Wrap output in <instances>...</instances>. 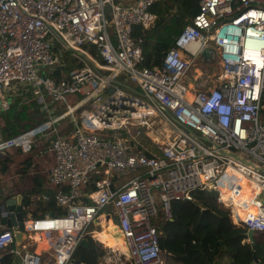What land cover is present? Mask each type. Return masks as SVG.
<instances>
[{
  "label": "built area",
  "instance_id": "2783aa9c",
  "mask_svg": "<svg viewBox=\"0 0 264 264\" xmlns=\"http://www.w3.org/2000/svg\"><path fill=\"white\" fill-rule=\"evenodd\" d=\"M156 1L0 0V109H8L10 94L29 89L49 115L0 139V151L29 153L51 128L56 135L38 154L53 156V187L35 199L65 211L25 217L23 248L13 229L0 230V251L19 254L21 264H73L85 235L97 240L109 220L130 262L165 264L153 220L159 208L171 219V203L191 200L195 190L216 191L233 223L264 233V0H199L161 61L145 65L143 37L132 28L155 26ZM57 42L82 62L59 80L52 76L64 65ZM197 59L217 71L192 76L201 70ZM71 94L80 99L66 110L44 103L48 96L67 104ZM66 118L73 126L59 134ZM97 168L94 190H84ZM225 174L233 185L223 197ZM242 181L253 194L235 202Z\"/></svg>",
  "mask_w": 264,
  "mask_h": 264
},
{
  "label": "trees",
  "instance_id": "16d2710c",
  "mask_svg": "<svg viewBox=\"0 0 264 264\" xmlns=\"http://www.w3.org/2000/svg\"><path fill=\"white\" fill-rule=\"evenodd\" d=\"M199 0H157L151 10L157 13L158 20L149 30L140 26H133L132 35L143 37L142 50L145 65L158 64L164 53L173 45L189 19L198 11ZM91 53L96 55L93 47ZM70 51H63L64 65L52 74L55 80L62 78V72L74 67H81L82 62L73 57ZM25 95L28 104L21 103V96ZM7 110L0 109V138L7 139L40 126L49 119L48 113L42 109V104L36 101L29 89H20L8 97ZM60 111V109H58ZM67 123L60 127L63 122ZM73 124L66 118L58 128L63 134ZM47 139L37 140L36 146H47L56 133L51 129ZM38 139V138H37ZM11 149V148H9ZM15 156L23 154L13 148ZM8 151V149H5ZM4 151V150H3ZM2 152V151H1ZM9 156L11 153L6 152ZM11 160V159H10ZM27 160V159H26ZM29 166V165H28ZM26 168V167H25ZM25 168L21 171L23 173ZM7 169V162L0 168ZM36 187L33 192L24 196L23 204L29 205L31 197L41 193L39 179L35 178ZM93 178L84 186V190H94ZM223 197L227 191L220 185ZM48 191L45 192H50ZM88 202V200H86ZM65 211L58 207L54 200H37L33 217H41L47 213L61 215ZM159 231L158 243L165 259V264H252V248L247 240V228L244 225L233 223L230 211L217 201V192L214 190H195L191 200L173 201L171 203V219H163L155 225ZM101 229H98L100 231ZM86 245H78L73 252V259H80L82 264H106V247L94 239L90 233L85 235ZM257 262L264 264V233L254 234ZM12 255L6 254L0 258V264H11ZM108 264V263H107ZM125 264H133L126 262Z\"/></svg>",
  "mask_w": 264,
  "mask_h": 264
},
{
  "label": "crops",
  "instance_id": "0c3cea01",
  "mask_svg": "<svg viewBox=\"0 0 264 264\" xmlns=\"http://www.w3.org/2000/svg\"><path fill=\"white\" fill-rule=\"evenodd\" d=\"M200 72H202V71L199 69L192 70L191 74H192V76H194V74L199 75ZM20 99H22V98H20ZM20 102L28 104L29 100H21ZM44 103H45V105H48L49 108H53L54 111H59L58 110L59 107L53 106L52 102H50V100H47L46 97L44 99ZM12 149L13 148L8 149L7 152L12 153L13 152ZM25 154H27V153H25ZM22 155H24V153ZM20 156L21 155H19L17 157V160H16L17 166L19 169V172H16L19 175L18 177H16L17 179L19 178L18 181L16 182V180H15L16 178H11L10 174L7 173L9 171V167L5 171H3V174L0 176V178H3V180H4V182H3L4 186L2 187L1 194H0V203L4 202L8 198L16 197L17 195H21V198H22L21 204L23 206V211L25 212V215L28 218V217L34 216L33 209H35V207H36L37 199H35V195H33L31 197L32 201L29 203V205H25V204H23V200H24L23 198L25 195L29 194V192L31 193V192H33V190H35V187L37 185L35 178L39 179L40 184H41L40 188L42 189V192L40 194H43L45 191H48L49 189H51L53 187L50 184L49 179H48L49 169L51 168V166L53 164V156L48 151H46L42 155L38 154L39 161H38V163L36 162L37 164L36 163L34 164L32 157L29 158V156H26V157L19 158ZM11 164H13V162H11ZM9 166H10V164H9ZM24 168H25V171L23 173H21V171ZM12 179L15 180L14 186L11 184ZM37 194L39 195V193H37ZM239 212H242V211L239 209ZM236 213H237V211H236ZM2 218H3V216H1V214H0V230L3 228H6L2 223ZM105 223H107V225H108V223L110 224V226L114 230V232H112L114 235H119L117 230H116V227H115L113 220H109L108 222H105ZM98 229H100V228H98ZM100 231H98V232H100ZM98 232L95 234V237L98 234ZM40 235L41 234L38 233L34 237L40 238ZM21 238H23V235L21 236ZM28 241H29V238L25 242L28 243ZM23 245H22V248H23ZM104 247H106V246H104ZM106 249H107L106 256L104 258V262L106 264L109 263V261L112 257H113V259L120 261V259L117 256V251L124 254V255L127 254L125 245H124V251L114 250V249L109 248V247H106ZM6 254H7V251L1 252L0 258Z\"/></svg>",
  "mask_w": 264,
  "mask_h": 264
},
{
  "label": "rangeland",
  "instance_id": "374dc122",
  "mask_svg": "<svg viewBox=\"0 0 264 264\" xmlns=\"http://www.w3.org/2000/svg\"><path fill=\"white\" fill-rule=\"evenodd\" d=\"M56 45H57V47H58L59 50H63V48L61 47L60 43L57 42ZM68 54L70 55L71 54V51ZM196 67L197 68H200L202 70V73H204L205 75L211 74V73H215L217 71L216 68L213 65L206 64L201 59H197L196 60ZM198 81H199V79H192V78H187V80H186V82H191L193 85L196 82H198ZM21 98H22L21 100H28L25 95H22ZM46 99L47 100H50V102H51V99L48 96H46ZM79 99H80V97L78 95L71 94V95H69V101H68L67 104H63V103H60V102H54L53 101L52 102V105L55 106V107H59L60 111H63V110H66L67 109V105H70L71 106V105L75 104ZM87 108H89L88 105H87ZM66 123H67V121L63 122L60 127H63ZM42 148H44V147L43 146H36V147L33 148V150L31 152H29L27 154L22 155V154H19L18 153L17 155L18 156L21 155L19 158L26 157V156H29V158L32 157L33 162L35 164L36 162L38 163V161H39L38 152ZM12 151L14 152V149H12ZM6 152H7V150H4L2 152L0 151V168L2 167V165L4 163V159H5V162H7V168L9 167V171L7 173L10 174L11 178H16V177L19 176L16 173V172H19V169H18V166H17V161H16L18 156H15V154H13V152L11 153V155L7 156L6 155ZM11 162H13V164H11ZM9 164H10V166H9ZM137 172H139V170H137ZM2 174H3V172L0 171V176ZM100 174H101V168H97L96 170L91 171L90 177L94 178V177H96V176H98ZM18 179L17 178L15 179L16 182L18 181ZM15 180H13V179L11 180V184L13 186L15 185ZM3 182H4L3 178H0V194H1L2 187L4 186V183ZM161 220H162V213H161V209L159 208L158 214L155 216V218L153 220V224L154 225H158ZM113 222H114V224H116L115 220H113ZM111 232H114V230L112 229ZM115 237H121L122 238L121 235H115ZM98 242H100V241H98ZM0 253H1V251H0ZM117 256L120 259V261H117L116 259H113V257H112L110 259V261H109L108 264H125L126 262H130V260L127 258L126 255H124V254H122V253H120L118 251H117ZM163 257H164L163 259H165L164 254H163ZM46 258L49 259L50 258L49 255H46Z\"/></svg>",
  "mask_w": 264,
  "mask_h": 264
},
{
  "label": "water",
  "instance_id": "95a60500",
  "mask_svg": "<svg viewBox=\"0 0 264 264\" xmlns=\"http://www.w3.org/2000/svg\"><path fill=\"white\" fill-rule=\"evenodd\" d=\"M106 19L109 20L110 17L107 15ZM57 38L59 36L54 33ZM209 48L202 51L201 55L204 58H209ZM259 198H263L264 195L262 192L258 194ZM21 195H17L16 197H11L6 199L4 202L0 203V214L3 216V212H8L7 216H4L2 218V223L5 227L13 229V236L16 242L19 243L21 240V236L23 235L24 226H23V220L25 219L26 215L23 211L22 204H21ZM264 203V202H263ZM51 215V213H49ZM247 240L251 245L252 248V256H253V262H257V256L255 252V243L253 240V231L251 229H248L246 232ZM80 245H86V239H82L80 242ZM73 264H82L80 259H72ZM11 264H21V256L19 254H14L12 256V262Z\"/></svg>",
  "mask_w": 264,
  "mask_h": 264
},
{
  "label": "bare ground",
  "instance_id": "6f19581e",
  "mask_svg": "<svg viewBox=\"0 0 264 264\" xmlns=\"http://www.w3.org/2000/svg\"><path fill=\"white\" fill-rule=\"evenodd\" d=\"M231 180L229 179V176L227 174L223 175L218 180V188L220 187V185H222L225 186L228 191L230 187L233 185L232 183L233 180L232 181ZM240 186H241L240 194H237V196L233 198L235 202H237V199H246L247 197L253 194L252 187L247 182L242 181ZM251 209L255 210V207H252ZM240 210L242 211L240 212V214H243L245 212V209L240 208ZM111 230L112 227L108 223V225L103 230L98 232V234L96 235L97 240L100 241L102 244H104V246L106 247L112 248L114 250L124 251L123 239L121 237H115V235L111 232ZM38 233H34L32 237L36 236ZM28 238H29V234L24 233L23 238H21V240L19 241L21 247Z\"/></svg>",
  "mask_w": 264,
  "mask_h": 264
}]
</instances>
